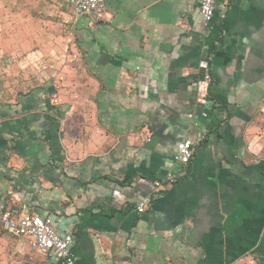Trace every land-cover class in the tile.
Here are the masks:
<instances>
[{
    "label": "crops",
    "instance_id": "obj_1",
    "mask_svg": "<svg viewBox=\"0 0 264 264\" xmlns=\"http://www.w3.org/2000/svg\"><path fill=\"white\" fill-rule=\"evenodd\" d=\"M215 8L205 29L200 0H109L47 78L0 64V206L52 219L77 264H264V0ZM0 241L13 264H59Z\"/></svg>",
    "mask_w": 264,
    "mask_h": 264
},
{
    "label": "rangeland",
    "instance_id": "obj_2",
    "mask_svg": "<svg viewBox=\"0 0 264 264\" xmlns=\"http://www.w3.org/2000/svg\"><path fill=\"white\" fill-rule=\"evenodd\" d=\"M72 15L68 0H0V47L8 50L0 62L7 70L5 77L45 79L50 69L61 67L66 58L59 51L81 52L83 30L79 22H72ZM71 61L70 66H74L80 57L72 54ZM2 238L8 239L7 243L12 240ZM7 251L0 248V264H13L19 256L9 259ZM33 258L44 261L40 256Z\"/></svg>",
    "mask_w": 264,
    "mask_h": 264
},
{
    "label": "built area",
    "instance_id": "obj_3",
    "mask_svg": "<svg viewBox=\"0 0 264 264\" xmlns=\"http://www.w3.org/2000/svg\"><path fill=\"white\" fill-rule=\"evenodd\" d=\"M109 0H68L72 10L73 23H78L83 17H91L100 21L105 13V6ZM217 0H200V13L203 27L211 28ZM209 80V76L205 77ZM56 104L57 101H54ZM194 141L186 138L177 145L174 157L176 167H186L193 158ZM178 182L174 170L169 171L163 178L154 181V190L160 192L164 186L170 188ZM152 204L150 196L144 197L137 205V213L144 214ZM0 232H5L14 238H18L26 245L50 261L59 264H77V258L73 254L75 245L74 237L69 234H61L53 224L52 219L42 218L33 214H25L18 219L0 206Z\"/></svg>",
    "mask_w": 264,
    "mask_h": 264
}]
</instances>
